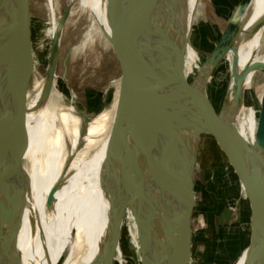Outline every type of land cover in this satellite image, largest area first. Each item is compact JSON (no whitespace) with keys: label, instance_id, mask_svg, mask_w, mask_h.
<instances>
[{"label":"bare ground","instance_id":"bare-ground-1","mask_svg":"<svg viewBox=\"0 0 264 264\" xmlns=\"http://www.w3.org/2000/svg\"><path fill=\"white\" fill-rule=\"evenodd\" d=\"M14 1L20 5V0ZM54 1L48 0L52 15ZM117 1L104 0L109 36L114 29ZM186 7L187 0L149 1L138 45L126 58L130 66L139 69L134 85L138 96L155 119L167 127L188 132L193 123L199 126L201 115L206 114L214 130L251 147L262 96L259 95L257 111L245 109L241 102L243 92L251 88L254 73L264 69V0L248 1L242 20L238 26L234 25L222 45L231 83L223 110L216 114L204 88L210 65L186 89L201 111L184 99L178 86L177 69L182 68ZM58 22L53 20L51 40ZM55 79L54 74L44 99L45 85L41 88L36 81L39 89L26 107L27 147L23 164L30 179L26 201L0 161V264H57L59 259L60 264H95L109 227L110 199L105 189L119 191L126 180L123 173L132 157L127 141H133L128 136L124 138L115 117L119 84L111 108L87 122L83 115H73L72 106L69 112L57 111L53 98ZM80 122L85 126L84 134ZM97 137L100 140H95ZM194 137L189 136L184 145L189 160L193 155ZM82 141H85L86 151L95 148L89 158L80 152ZM113 143L121 145L119 162L123 168L110 170L106 166V154ZM143 150L148 158L147 163H142L151 172L158 201L162 199L171 206L179 204L183 195L175 168L145 144ZM226 158L244 183L254 209H259L264 200V170L240 163L233 157ZM55 185L58 187L52 205L47 207V195ZM158 216L160 233L151 264H172L180 238L179 228L171 215L160 213ZM258 246L264 250V234L260 236ZM246 250L233 264H251ZM117 254L118 251L115 257Z\"/></svg>","mask_w":264,"mask_h":264},{"label":"rangeland","instance_id":"rangeland-1","mask_svg":"<svg viewBox=\"0 0 264 264\" xmlns=\"http://www.w3.org/2000/svg\"><path fill=\"white\" fill-rule=\"evenodd\" d=\"M238 1L187 0L181 48L183 77L189 86L204 68H209L204 88L215 114L222 112L229 91V64L226 53H222L208 68L205 63L218 44ZM67 4L71 7L59 36L53 98L58 112H69L72 106L74 116L83 115L90 122L111 108L120 76L115 55L106 41L110 32L105 19L104 0H55L53 15L48 0H31L35 69L28 99L32 100L39 86L43 88L45 85L51 26L54 19L57 22L60 20ZM253 76L251 88L243 92L241 103L245 109L257 111L259 95L262 96L264 91V69L256 71ZM80 130L84 134L82 122ZM95 140L100 139L97 137ZM114 144L106 154V166L110 170L123 168L119 162L121 145ZM80 145V152L89 158L95 148L86 151L85 141ZM192 145V159L195 158L196 163L189 264H233L249 244L253 201L234 167L213 139L202 136L196 145L194 137ZM113 157L116 158L113 160ZM132 161L137 163L144 175L137 188L139 179L132 168ZM124 175L126 180L119 191H134L136 188V193L148 200V207H138L135 215L145 224L142 246L146 248L148 264H151L160 233L159 216L151 214L152 206L159 209L154 180L151 172L134 155L128 161ZM136 217L130 211L123 216L116 248L118 254L113 264H142Z\"/></svg>","mask_w":264,"mask_h":264},{"label":"water","instance_id":"water-1","mask_svg":"<svg viewBox=\"0 0 264 264\" xmlns=\"http://www.w3.org/2000/svg\"><path fill=\"white\" fill-rule=\"evenodd\" d=\"M149 1L118 0L114 29L111 35L106 37L120 72L115 117L120 124L124 138L128 136L134 143L132 144L130 140L127 141L128 150L132 155L144 164L147 163L148 157L143 150L145 144L175 168L183 199L174 206L160 199L158 204L163 210L152 206L151 214L156 216L165 213L175 219L180 238L176 244L172 264H189L191 220L194 205L193 172L196 159L189 160L184 152L187 138L194 135L197 145L200 137L208 136L213 139L228 158L233 157L240 163L255 165L258 169L264 170V91L260 101L255 140L251 147L214 130L209 125L206 114L201 115L199 126L196 127V123H193L188 132L178 130L175 127H167L158 122L140 100L136 86H134L138 77V67L130 66L126 60L138 45L139 32ZM248 1L242 0L236 8L227 22L218 44L207 57L206 66L217 61L223 53L222 45L234 25L238 26L242 20L241 17L248 6ZM30 3L31 0H20L18 6L14 0H0V161L5 164L10 175L14 178L25 201L30 188V179L23 164L24 152L27 147L25 112L29 103V88L35 69L32 56L33 37ZM70 7L67 4L58 22L56 34L51 40L49 65L42 91L43 99L49 92L54 77L59 33L70 13ZM182 70L181 66L177 69L180 92L185 100L194 103L197 109L201 111L198 102L186 90L188 83L183 77ZM131 165L136 177L140 180L143 179V173L137 163L132 161ZM57 187L55 185L50 189L45 202L47 207L52 205ZM105 192L110 199L109 227L100 245L99 253L96 255L95 264H113L120 226L125 212L130 211L136 217L135 212H137L138 207L143 209L148 207V200L141 198L136 191L128 189L120 192L114 189L109 191L105 189ZM136 223L142 264H148L146 248L142 246L145 224L137 217ZM250 225L249 244L246 250L247 259L251 264H264V250H260L258 246L259 238L264 234V200L259 209L252 211ZM60 263L61 259L58 260L57 264Z\"/></svg>","mask_w":264,"mask_h":264},{"label":"crops","instance_id":"crops-1","mask_svg":"<svg viewBox=\"0 0 264 264\" xmlns=\"http://www.w3.org/2000/svg\"><path fill=\"white\" fill-rule=\"evenodd\" d=\"M242 0H239L237 5L232 9L228 19H227V22L230 20L231 16L233 15V13L235 12L236 8L239 6V4L241 3Z\"/></svg>","mask_w":264,"mask_h":264}]
</instances>
